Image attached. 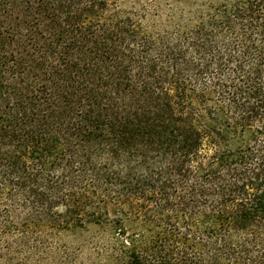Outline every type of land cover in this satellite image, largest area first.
<instances>
[{"label":"trees","instance_id":"trees-1","mask_svg":"<svg viewBox=\"0 0 264 264\" xmlns=\"http://www.w3.org/2000/svg\"><path fill=\"white\" fill-rule=\"evenodd\" d=\"M0 264H264V0H0Z\"/></svg>","mask_w":264,"mask_h":264},{"label":"rangeland","instance_id":"rangeland-1","mask_svg":"<svg viewBox=\"0 0 264 264\" xmlns=\"http://www.w3.org/2000/svg\"><path fill=\"white\" fill-rule=\"evenodd\" d=\"M220 0H195V3L200 5H208L210 3H216L219 2ZM92 234L89 233H83V234H78V235H70L67 237L66 241L67 243H74L76 241H81V240H88V238L91 237Z\"/></svg>","mask_w":264,"mask_h":264}]
</instances>
